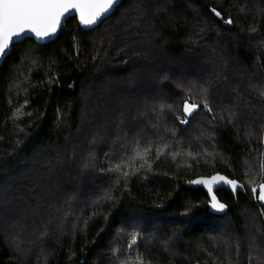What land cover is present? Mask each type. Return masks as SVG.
<instances>
[{
	"label": "trees",
	"instance_id": "obj_1",
	"mask_svg": "<svg viewBox=\"0 0 264 264\" xmlns=\"http://www.w3.org/2000/svg\"><path fill=\"white\" fill-rule=\"evenodd\" d=\"M262 93L264 0H122L90 31L70 17L51 42L12 45L0 264H264ZM136 146L153 150L133 162ZM217 172L243 187L218 189L227 210L213 215L184 181Z\"/></svg>",
	"mask_w": 264,
	"mask_h": 264
},
{
	"label": "snow or ice",
	"instance_id": "obj_2",
	"mask_svg": "<svg viewBox=\"0 0 264 264\" xmlns=\"http://www.w3.org/2000/svg\"><path fill=\"white\" fill-rule=\"evenodd\" d=\"M116 3L117 0H0V58L8 54L10 44L18 42L22 36L26 38L27 33L33 34L37 40L41 41L50 38L56 33L62 18L70 12L74 11L78 14L79 23L81 25L90 27L98 24L102 18L111 11ZM211 12L216 17L221 16V12L217 11L214 7L211 8ZM225 22L231 24L232 20L228 19ZM252 31H255V29H252ZM165 79H167V77H165ZM201 91L205 94L207 93V89L202 88ZM262 95H264V93H262ZM160 107L162 109L166 106L161 105ZM198 107L196 103L184 101V116H190ZM203 107L211 111L206 102ZM187 123V119L179 120V124L181 125H186ZM150 150L151 147L145 148L143 153L137 152V155L140 159H143ZM159 155L160 152L157 150V157H159ZM173 158H175V156H173ZM85 167H87V165H85ZM141 167H143V165H141ZM148 167L150 168L151 165H148ZM120 169L121 165L117 164L114 167H110L107 171H120ZM101 171L105 170L101 169ZM136 171H139V169ZM122 175L127 177L129 173L123 172ZM188 183L201 185L207 189L209 199L206 202V207L213 215L224 214L227 210V205L220 202L214 194V188L218 189L220 185H228L231 187L232 191L235 192L243 187L237 180L229 179L219 173L210 177H201L191 180ZM257 191L259 193L257 202L261 204V207H264V183L252 187L253 193ZM109 199H111V197H109ZM155 207L159 208L161 205H156ZM185 208L186 211L182 212L181 216L188 217L189 220H196L203 213V209H201L200 205H185ZM140 238V233L134 232L132 234L128 244L129 251H131L132 246L136 244ZM209 255H211V253H209ZM120 264H125V262L121 261ZM218 264H223V261H219ZM228 264H233V262L229 260Z\"/></svg>",
	"mask_w": 264,
	"mask_h": 264
},
{
	"label": "water",
	"instance_id": "obj_3",
	"mask_svg": "<svg viewBox=\"0 0 264 264\" xmlns=\"http://www.w3.org/2000/svg\"><path fill=\"white\" fill-rule=\"evenodd\" d=\"M121 2H122V0H117V3H116V5L111 9V11L106 15V16H104L103 18H102V20L98 23V24H96V25H92V26H90V27H85V26H83V25H81L80 23H79V16H78V14H76L74 11L73 12H70V13H68V14H66V16L65 17H63L62 18V20H61V24H60V26L57 28V31H56V33L53 35V36H51L50 38H46V39H44V40H37L36 39V37L33 35V34H31V33H27L26 34V38L24 37V36H22L20 39H19V41L18 42H14V43H12V44H10V46H9V48L12 46V45H14V44H17V43H19V42H22L23 40H25V39H27V38H29V39H32L35 43H37V44H46V43H48V42H51V41H53V40H55V38L57 37V35L59 34V32H60V30H61V28H62V26H63V24L65 23V21L67 20V19H69L70 17H75L76 18V21H77V23H78V26L82 29V30H84V31H90V30H92V29H94V28H96L104 19H106V18H108L114 11H115V9L121 4ZM7 56V55H6ZM6 56L5 57H3V58H0V66H1V64L3 63V61H4V59L6 58ZM199 109V107L190 115V116H188V117H191L197 110ZM217 173H219L220 175H222V176H226V175H224V174H222V173H220V172H217ZM217 173H214V174H211V175H209V176H197V177H194V178H192V179H190V180H186V181H184V184L186 185V186H189V187H192V188H203L206 192H207V189L206 188H204L203 186H201V185H193V184H190V183H188L189 181H191V180H195V179H198V178H201V177H210V176H212V175H216ZM227 177V176H226ZM229 178V177H228ZM229 179H231V178H229ZM218 189H227V190H230L232 193H236L237 191H235V192H233L232 191V189H231V187L230 186H228V185H220V186H218ZM218 189H216V188H214V194H215V192L218 190ZM207 195H208V193H207ZM216 195V194H215ZM217 197V196H216ZM208 198H209V196H208ZM217 199H218V197H217ZM219 200V199H218ZM220 201V200H219ZM221 202V201H220ZM223 203V202H222ZM211 212V211H210ZM212 213V212H211Z\"/></svg>",
	"mask_w": 264,
	"mask_h": 264
},
{
	"label": "rangeland",
	"instance_id": "obj_4",
	"mask_svg": "<svg viewBox=\"0 0 264 264\" xmlns=\"http://www.w3.org/2000/svg\"><path fill=\"white\" fill-rule=\"evenodd\" d=\"M227 101H229V100H227ZM263 141H264V137H263ZM145 148H147V147H138V146H136L135 147V150H134V152H133V162H136L137 160H139V161H141L142 159H140V157L137 155V152H140L141 153V151L142 150H144ZM153 148V147H152ZM151 150H153V149H151ZM171 152V151H170ZM172 154V153H171ZM173 156V155H172ZM179 161V163H181L182 162V160L180 159V160H178ZM187 164V163H186ZM256 194V193H255ZM249 210H247L246 212H248ZM248 214V213H247ZM249 225V221H248V224H247V226ZM156 229V228H155ZM230 232H232V231H230ZM230 232H228V233H230Z\"/></svg>",
	"mask_w": 264,
	"mask_h": 264
}]
</instances>
